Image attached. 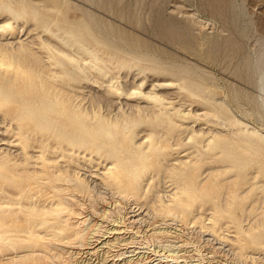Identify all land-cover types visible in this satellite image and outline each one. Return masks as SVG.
<instances>
[{
  "label": "rangeland",
  "instance_id": "obj_1",
  "mask_svg": "<svg viewBox=\"0 0 264 264\" xmlns=\"http://www.w3.org/2000/svg\"><path fill=\"white\" fill-rule=\"evenodd\" d=\"M218 1L0 0V51L40 58L35 98L0 72L4 186L40 177L16 113L45 124L42 80L69 115L51 181L0 190V264H264V0Z\"/></svg>",
  "mask_w": 264,
  "mask_h": 264
},
{
  "label": "bare ground",
  "instance_id": "obj_2",
  "mask_svg": "<svg viewBox=\"0 0 264 264\" xmlns=\"http://www.w3.org/2000/svg\"><path fill=\"white\" fill-rule=\"evenodd\" d=\"M215 1L217 2L218 0H211V2H213V3ZM218 2H220L221 4L225 3V1H223V0H219ZM77 38L78 37H74V39L73 38H69L68 40H65L64 43H66L69 46H71L70 43L72 41L77 40ZM85 40L87 41L88 39L86 38ZM84 43H85L84 41H80V42L78 41L77 45L80 48L81 47L83 48ZM92 51L93 50H91L90 48H85V52L87 54H91ZM4 53H6V52L0 51V72H1V74L5 75L6 82L8 84H13L14 85V90L17 93H21L23 91L26 94H28V93L31 92V93H33V97L34 98L39 96V93L35 92L36 91V86H37L36 84H34L35 76H33L31 74L30 68L24 64L23 60L30 58L29 62L35 63V62H38V60L40 58H38V56L37 57L31 56L30 53L29 52L27 53L26 51L25 52H20V51L18 52L17 51L14 54L13 53L4 54ZM28 65H30V64H28ZM45 69L47 70V66L46 65H42V66H38L37 67V71L39 73H42V72L46 73L47 71H45ZM39 87L52 89V92L50 93L49 96H51L52 99L56 100L55 102H50V103H53V106L55 107L54 110L50 109L51 108L50 106H52V105L48 106L49 99L47 98V96L43 97L44 99L41 100L39 102V104H36V105L34 104L33 106H30L29 109H28V110H30L32 112L33 111L34 112H39V113H41V115H44L46 112H48L47 113V119L45 120V124L44 123H43V125H42V123L40 124L38 118H34V117H30L29 119H24V120L20 119V116L23 113V112L21 113L20 110L16 114L19 116L17 118V120L19 121V123H22L21 134L22 135H26V137H25L26 140L23 141V145H22V150L24 151V153L25 154L28 153L27 148H29V147L38 148L39 150H41L40 154H39L41 156V169H39V170L33 169V173L35 175L36 174L39 175L40 177L35 176V179H34L35 181H32L33 177L22 176L21 177L22 180L19 183H17V184L13 183L15 185L12 184V186L10 185L9 187H6V186H4V182H8L9 178H12L13 176H15V173L13 171L17 172L18 174L25 173V169H24V167H22V165L20 163L18 165H21V166H14V164H8L5 167V168H7V172L1 173L2 175L0 176V179H1L0 180V190H3V192L6 193V195H4L3 197L7 198V203H10V204L16 203L13 200V197H12L13 194H15V193L22 194V192H23L22 189H24V188H30L32 186L33 187H39V184H38V181H37L39 178H42V180L50 182L51 179H52L51 176H53V174H54V170L53 169H57L58 167H56L55 165L49 164V161H51V160L54 161V159H56V157H53V155H57V156L60 155V154H58V149L60 147H62L63 150H65V148H64L65 142L63 143L60 139H58L56 137V136H59L60 130H59L58 134H56V135L52 134V133H54V128L63 126L62 118L69 116L67 114L68 113L67 108L64 107V105H65L63 103L64 101L62 100V98H60V95H59V91L61 90V86L58 83H52V82H47L46 80H42V82L40 83ZM145 97L146 98H152L154 100L159 99V98H157L155 96H151V94H146ZM2 100H5V99H2ZM4 103H6V102L4 101L3 103L0 104V106L1 107L3 106V110L5 109L6 113H10L12 115L13 108L4 107V105H5ZM209 115L210 114L208 112H206V113L204 112L202 114V116L204 118L208 117ZM49 128H51V132L52 133H48L50 131V130H48ZM76 128H82L83 130H86L85 127H84V123L83 122H81L79 124V127H76ZM89 128L91 129V127H89ZM53 136H54V138H52ZM249 144H250L249 146H250L251 150H253V151L257 150L258 146L256 144H254L252 142H249ZM42 145H46V146L43 147ZM217 148L221 149L220 151H222V153H224V151H227V150L229 151L230 150V145L227 144L226 142H222V143L217 145ZM229 158L230 159H235V153L231 152V154H229ZM207 160H208V158H207ZM4 170H6V169H4ZM41 175H42V177H41ZM109 177H110L111 182H112L113 185L118 186L121 183H124V184L127 183V181L124 182V180H123L124 176H122L121 173L109 172ZM205 186L206 185H204V186L199 185V186H197L196 190L199 191L200 193H201V191L205 192L206 189L208 190V186L207 187H205ZM40 188H44V187H40ZM54 188H56V186H54ZM23 195L26 196L27 193H23ZM104 212H106V211H104ZM141 219H143V218H141ZM25 230L26 229L23 228L20 231L21 232H25ZM26 233H28V232H26ZM79 235H80V233H79ZM90 237H91V235H90ZM78 241H80V240L78 239ZM83 241H84V243L86 242L85 240H83ZM78 244H79V242H78ZM62 245L63 244H61V246ZM56 248H57V246H56ZM68 257H70V256H68Z\"/></svg>",
  "mask_w": 264,
  "mask_h": 264
}]
</instances>
